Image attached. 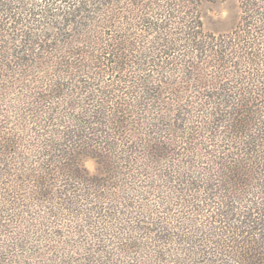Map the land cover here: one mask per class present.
I'll return each instance as SVG.
<instances>
[{
    "label": "trees",
    "instance_id": "1",
    "mask_svg": "<svg viewBox=\"0 0 264 264\" xmlns=\"http://www.w3.org/2000/svg\"><path fill=\"white\" fill-rule=\"evenodd\" d=\"M201 1L0 0V264H264V0Z\"/></svg>",
    "mask_w": 264,
    "mask_h": 264
},
{
    "label": "rangeland",
    "instance_id": "2",
    "mask_svg": "<svg viewBox=\"0 0 264 264\" xmlns=\"http://www.w3.org/2000/svg\"><path fill=\"white\" fill-rule=\"evenodd\" d=\"M198 5H199L198 9H199V14L201 17L203 29L206 32L212 33V34H223V33H227L229 31H232L235 28L237 21L239 19V15H240L238 0H208V1H201L200 3H198ZM191 9L192 8L190 7L189 10H191ZM169 109H171V108H169ZM169 109H167V106L164 105V107H163L164 111L169 110ZM164 136L167 137V135H164ZM82 164H83L84 169L87 172H89L90 174L97 173V164L92 159H89V158L84 159ZM161 170H163V169H161ZM164 172H165L164 170H163V172H161V174L156 172L157 175H155L153 172L150 173V178L154 182L153 183L149 182V186L153 187L152 190H155L154 192H156L154 195L156 197H154V199H153V197H151L150 203H154V201L158 200V197L162 198V195L169 194V188H168L169 184H171V185L177 184V169H176V174L173 175L169 180H167L168 177L165 176ZM157 176H159V178ZM129 181L131 182V186H132V178H129ZM171 189H170V192L172 191ZM158 191H159V194H158ZM162 192H164V194ZM170 196L173 197V195H171V194H170ZM175 216L177 219V213ZM156 217L158 219L161 216L158 214V215H156ZM148 222L149 223L145 227H148L151 229L150 237H152V238H155L153 236V235H155V232L153 231L154 228H160L161 229L163 227V229H164L162 232H161V230L159 231V235H160V232H161V234H164V236H162L164 239L161 240L160 244L163 246L162 250H167L168 253H167V255H165L166 257L162 258V262L159 261L160 263H158V264L171 263V261L173 260V259H171V254H173L174 252L177 251V245L174 243L177 238H176V236H172V233L177 234V225L174 223L170 227H168L166 225L162 226L153 217H150ZM186 226H187V224H183L182 225L183 229L180 228V232L187 231ZM211 226H214V225H211ZM143 234H144V231L141 234H139V236L144 237ZM144 241H148V239L146 240V238H144ZM144 246H146V245H144ZM192 250L195 251L196 250L195 247H193ZM133 257H134L133 253L130 255V257L128 255L129 259H131ZM148 262H150V264L151 263L156 264L157 261H155V262L154 261L153 262L148 261Z\"/></svg>",
    "mask_w": 264,
    "mask_h": 264
}]
</instances>
